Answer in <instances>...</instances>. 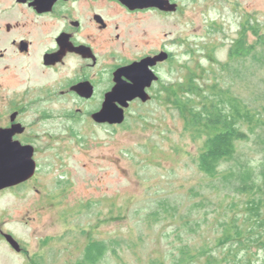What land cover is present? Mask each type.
Masks as SVG:
<instances>
[{
  "label": "rangeland",
  "instance_id": "rangeland-1",
  "mask_svg": "<svg viewBox=\"0 0 264 264\" xmlns=\"http://www.w3.org/2000/svg\"><path fill=\"white\" fill-rule=\"evenodd\" d=\"M182 8L173 26L164 21L151 38L159 48L173 32L177 61L169 83L183 93L182 101L190 98L199 106L202 98L191 88L212 95L218 84L264 111V66L251 56L244 65L232 64L238 75L226 67L244 24L258 23L264 33V0H185ZM255 40L251 36L250 44ZM190 77L194 85L182 88ZM149 109L119 129L64 134L60 148L42 154L36 180L0 192V231L22 247L17 252L0 236V264H76L91 240L108 247L98 264H178L184 246L227 253L234 245L219 241L235 220L240 232L250 231L246 207L264 198V132L240 143L234 159L210 177L197 163L207 131L191 124L190 113L171 94ZM247 165L256 170L261 194H238L237 176L233 185L223 177ZM254 232L259 242L251 245V255L241 256L255 255L264 264V229Z\"/></svg>",
  "mask_w": 264,
  "mask_h": 264
},
{
  "label": "flooded vegetation",
  "instance_id": "flooded-vegetation-1",
  "mask_svg": "<svg viewBox=\"0 0 264 264\" xmlns=\"http://www.w3.org/2000/svg\"><path fill=\"white\" fill-rule=\"evenodd\" d=\"M161 1L0 0V148H19L35 163L31 179L5 190L36 180L42 154L60 148L64 134L119 129L174 96L173 32L159 48L151 38L164 21L173 26L185 0ZM118 85H137L148 100L108 104ZM111 106L124 111L123 124L95 119Z\"/></svg>",
  "mask_w": 264,
  "mask_h": 264
},
{
  "label": "trees",
  "instance_id": "trees-1",
  "mask_svg": "<svg viewBox=\"0 0 264 264\" xmlns=\"http://www.w3.org/2000/svg\"><path fill=\"white\" fill-rule=\"evenodd\" d=\"M251 36L256 40L253 44H250ZM253 56L255 63H259L264 66V33L260 24L256 23L252 25L249 21L243 25L242 30L239 33L238 39L232 45L230 49V61L226 67L229 70L235 71L238 75L239 68H233V63L248 60ZM237 66H239L237 64ZM235 66V67H237ZM245 69V68H244ZM195 79L190 77L187 79V83L181 84L182 88L186 85H194ZM180 87L181 90H183ZM191 88L193 94L198 93L202 101L199 106L193 105L192 99L182 101V92L174 89V97L178 99L179 108H186L191 115V124L196 128H204L208 133V139L205 142L198 158L197 163L200 171L210 177L218 175L219 168L223 162H229L234 159L238 154L239 144L245 142L252 135H257L258 130L264 132V111L252 107L248 102L244 101L241 97L236 96L228 89H219L217 84V90L212 95H206L201 92V87H197L198 91ZM200 98V99H201ZM264 109V107L262 108ZM264 177V161L262 163ZM256 170L247 165L243 167L238 174H226L224 175L225 181L229 184H234L232 178L237 176V183L235 185V191L238 194L255 195L263 192V187L257 183ZM264 198H255L249 202L247 208L246 223H251L250 231L247 233L254 234L250 238L239 231V227L234 223L226 228V238L219 241V245H232L237 249L230 248L227 253L218 256L212 254L208 249L194 250L189 246H184L179 249L180 262L178 264H195L198 260L205 258L206 264H257V261L253 259L255 255L250 258L241 256L242 251H247L251 255V245L258 243L256 238L255 228L264 229ZM168 210V207L165 208ZM173 211L176 208H172ZM251 243V244H250ZM107 245L102 242L90 241V244L85 250L84 258L76 264H98L104 258L107 252ZM263 249V248H262ZM247 253V256H248Z\"/></svg>",
  "mask_w": 264,
  "mask_h": 264
},
{
  "label": "water",
  "instance_id": "water-1",
  "mask_svg": "<svg viewBox=\"0 0 264 264\" xmlns=\"http://www.w3.org/2000/svg\"><path fill=\"white\" fill-rule=\"evenodd\" d=\"M133 3L153 4L162 6L161 0H131ZM139 86H133L131 89H125L123 86L118 85L115 91L108 97L107 103L119 101L127 105L129 101L140 97L143 101L148 100L146 94H142L138 90ZM110 113H99L95 119L99 122H107L111 125H121L125 121V114L123 110H117L113 106L110 107ZM22 150L19 148H0V192L10 187L19 185L31 179L35 173V163L30 161L27 156L21 158ZM4 237L9 245L20 252L21 245L10 234H5Z\"/></svg>",
  "mask_w": 264,
  "mask_h": 264
}]
</instances>
